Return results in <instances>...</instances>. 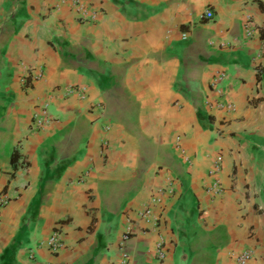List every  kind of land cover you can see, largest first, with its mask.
<instances>
[{"label":"crops","instance_id":"0c3cea01","mask_svg":"<svg viewBox=\"0 0 264 264\" xmlns=\"http://www.w3.org/2000/svg\"><path fill=\"white\" fill-rule=\"evenodd\" d=\"M77 2L0 0V264H264V0Z\"/></svg>","mask_w":264,"mask_h":264},{"label":"built area","instance_id":"2783aa9c","mask_svg":"<svg viewBox=\"0 0 264 264\" xmlns=\"http://www.w3.org/2000/svg\"><path fill=\"white\" fill-rule=\"evenodd\" d=\"M60 1L68 2L71 5H73L74 7H76L78 10L77 0H60ZM199 17L201 19H210L212 17V13L210 10L204 9L201 12ZM181 37L184 38L185 33H182ZM223 77H224L223 72H217V73L213 74L209 80V87L211 89H213V91L216 93V95L220 94V88L218 86V83L221 81V79ZM34 78H37V79L43 78L40 68L36 72V74L34 75ZM64 91L67 94L68 93H77L79 95H82L84 92V88L83 87L66 86V87H64ZM205 104L211 108H216V109L224 108L226 111L227 110L230 111L233 109L232 103H223L222 101H219V100H214L211 104L208 101H205ZM46 108H47V101L43 102L40 105V108L38 110L33 111L31 113V118H32L31 121H32V125L34 127H38V126L42 125L43 123H46L47 121H49L51 119V117L46 112ZM219 169H220V155L216 154L214 156V159H213L209 169H208V173L214 176L210 185L208 186V190L211 191L212 193H215V194H218L220 192V185H219V182L217 180V177L215 176L219 172ZM166 187L168 188V191H170V188H172L171 183L169 181H167ZM163 190L161 188H158L156 190L155 195H153L151 197L149 203L146 205H143L141 207V209L138 210V212H137L138 217L143 218L145 220H151L153 223L156 222L157 217L155 215H152L150 204L155 205L161 201L160 194ZM8 199H9V197L7 196V194L0 193V208L3 207L7 203ZM131 232H132V229H131L130 225H127L124 228V231L121 233L119 240H118V243H117L118 256H117V260L114 264H127L128 255H127V252L125 251L124 245H125V240L127 239L128 235ZM62 243H63L62 237H61L60 233H58V232H52L49 235V237H47V239L45 240V245H46L47 249H49L51 252L57 251L61 247ZM155 257H156L157 261L163 257L161 240L157 241V243L155 245ZM250 257H251V251L249 249L245 248V249L240 250L235 255L234 260H235L236 264H245L250 259Z\"/></svg>","mask_w":264,"mask_h":264},{"label":"trees","instance_id":"16d2710c","mask_svg":"<svg viewBox=\"0 0 264 264\" xmlns=\"http://www.w3.org/2000/svg\"><path fill=\"white\" fill-rule=\"evenodd\" d=\"M14 155V154H13Z\"/></svg>","mask_w":264,"mask_h":264}]
</instances>
